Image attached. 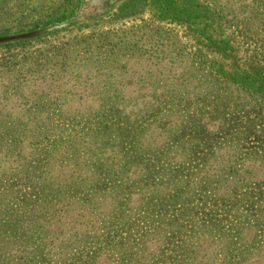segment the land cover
Listing matches in <instances>:
<instances>
[{
  "label": "rangeland",
  "instance_id": "obj_1",
  "mask_svg": "<svg viewBox=\"0 0 264 264\" xmlns=\"http://www.w3.org/2000/svg\"><path fill=\"white\" fill-rule=\"evenodd\" d=\"M127 1L0 0V264H264V95ZM205 1L264 66V0Z\"/></svg>",
  "mask_w": 264,
  "mask_h": 264
},
{
  "label": "trees",
  "instance_id": "obj_2",
  "mask_svg": "<svg viewBox=\"0 0 264 264\" xmlns=\"http://www.w3.org/2000/svg\"><path fill=\"white\" fill-rule=\"evenodd\" d=\"M147 1V2H146ZM149 8L152 13L160 19H170L179 23H183L188 29L192 30L197 37L201 38L209 48L213 51L220 53L222 57L232 59V68H236L238 71H231L228 73L220 71V74L226 75L227 78L233 80L237 84L253 91L258 94L264 95V66L258 64L247 65L242 70L239 65L234 62V56L232 57L233 48L228 44L227 38L223 37L222 34L215 28L214 22H209L212 18V11L209 4L205 0H130L123 4L122 13L125 15H134L141 11L142 8ZM232 57V58H231ZM201 129V128H200ZM204 131V130H203ZM146 134H141L144 137ZM98 136L94 133V129L91 130L90 134H81L79 139H83L91 143L98 142ZM144 142H141V146L132 147L129 152L127 150L125 162L131 167L136 169L140 173L139 165L141 158H143ZM103 153V152H102ZM185 153V151H184ZM156 153L150 156V159H154ZM108 156V161H111ZM147 158L146 162H150ZM145 170V169H144ZM141 170V171H144ZM160 202V201H157ZM159 207V206H158ZM176 217H174L175 219ZM176 221H170L169 223H175ZM177 226V224H176Z\"/></svg>",
  "mask_w": 264,
  "mask_h": 264
}]
</instances>
